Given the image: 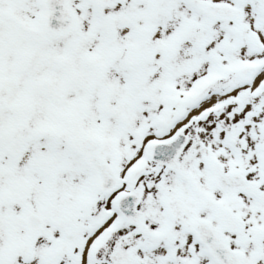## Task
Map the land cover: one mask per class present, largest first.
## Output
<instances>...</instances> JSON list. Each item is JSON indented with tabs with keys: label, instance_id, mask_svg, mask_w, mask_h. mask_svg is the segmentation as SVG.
I'll use <instances>...</instances> for the list:
<instances>
[{
	"label": "snow or ice",
	"instance_id": "1",
	"mask_svg": "<svg viewBox=\"0 0 264 264\" xmlns=\"http://www.w3.org/2000/svg\"><path fill=\"white\" fill-rule=\"evenodd\" d=\"M0 264H264V0H0Z\"/></svg>",
	"mask_w": 264,
	"mask_h": 264
}]
</instances>
